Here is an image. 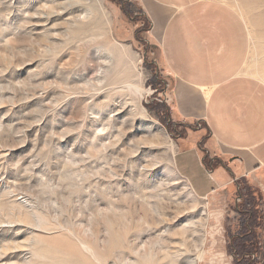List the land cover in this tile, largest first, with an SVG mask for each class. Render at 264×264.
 Returning <instances> with one entry per match:
<instances>
[{"label":"rangeland","instance_id":"obj_1","mask_svg":"<svg viewBox=\"0 0 264 264\" xmlns=\"http://www.w3.org/2000/svg\"><path fill=\"white\" fill-rule=\"evenodd\" d=\"M264 82V0H222ZM140 0H0V264H264V189L199 199Z\"/></svg>","mask_w":264,"mask_h":264},{"label":"crops","instance_id":"obj_2","mask_svg":"<svg viewBox=\"0 0 264 264\" xmlns=\"http://www.w3.org/2000/svg\"><path fill=\"white\" fill-rule=\"evenodd\" d=\"M148 45L171 78L174 167L199 199L238 181L264 189V82L248 70L250 32L222 0H140Z\"/></svg>","mask_w":264,"mask_h":264}]
</instances>
